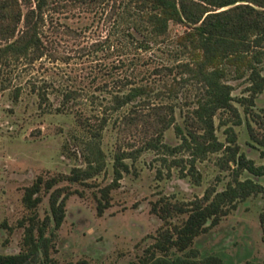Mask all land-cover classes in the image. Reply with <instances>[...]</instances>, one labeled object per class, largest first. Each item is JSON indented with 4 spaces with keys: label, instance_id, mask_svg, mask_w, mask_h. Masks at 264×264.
Listing matches in <instances>:
<instances>
[{
    "label": "rangeland",
    "instance_id": "obj_1",
    "mask_svg": "<svg viewBox=\"0 0 264 264\" xmlns=\"http://www.w3.org/2000/svg\"><path fill=\"white\" fill-rule=\"evenodd\" d=\"M66 1L59 12L47 11L44 38L49 45L48 56L29 66L4 68L0 74V253L20 252L29 218L37 214L44 219L50 214V193L42 191V202L31 210L23 201L26 188L40 175L46 178L68 175L74 167L85 166L83 152L87 141L93 140L89 126L96 125L93 115L101 111V101L109 102L103 97L109 99L112 95L111 89H100L101 85L114 84L115 79L132 75L134 71L140 77L146 74L153 78L149 72L154 67L172 61L157 51L161 56L151 52L144 55L146 59L153 58L147 66L138 55L134 57L137 66L128 65L134 55H122L115 47L113 33L117 28L114 19H109L111 6L83 5L72 0L59 3ZM182 31V27L173 25L171 35ZM106 38L113 48L106 45ZM96 44L102 47L97 48ZM122 59L126 60L125 65L112 71L111 66L121 64ZM261 69L264 75V62ZM160 79L157 78L159 87ZM248 80V74L240 79L230 76L238 100L235 105L244 118L242 125L234 127L241 152L257 164H264V142H261L264 141V91L254 97L253 105L246 100L239 102V98H253ZM17 87H21V92L15 98ZM41 87L49 95L43 104L38 95ZM69 89L78 91L79 95L62 106L63 93ZM184 97L179 101L165 98L153 102L177 103L176 120L183 123L182 111H188L182 105ZM130 108L126 106L114 113L98 140L106 154V169L86 183L65 180L57 185L72 193L66 201L65 219L51 235L50 264H153L154 252L158 256L195 259L217 255L224 264H264L262 194L239 201L217 225L197 236L186 251L172 245L166 250L155 246L163 233L183 225L189 215L173 211L163 218L161 212L153 210L156 204L158 209L165 204L189 206L208 191H220L234 180L232 168L221 164V152L198 161L199 178L187 174V169L182 172L178 166H169L175 156L153 150L142 152L135 161L127 159L130 171L123 173L119 186L111 191V205L102 215L98 214L101 189L115 176L116 152L141 147L152 135L154 125L158 126V116L168 115L166 108L158 109L159 115L153 107L141 108L136 123H128ZM141 113L150 115L145 117ZM230 116L223 112L216 117L217 133L224 142L225 128L232 125ZM87 117L91 119L88 124ZM222 119H228L227 125H220ZM247 122L251 123L253 134ZM164 140L169 144L180 141L174 126L165 132ZM188 156L182 152L176 157L187 159ZM246 176L245 172L240 178Z\"/></svg>",
    "mask_w": 264,
    "mask_h": 264
},
{
    "label": "trees",
    "instance_id": "obj_2",
    "mask_svg": "<svg viewBox=\"0 0 264 264\" xmlns=\"http://www.w3.org/2000/svg\"><path fill=\"white\" fill-rule=\"evenodd\" d=\"M59 1L0 0V74L4 68L19 64L29 66L48 56L49 45L44 38L47 11L59 12L68 2ZM72 1L83 5L108 3L111 6L109 19H114L117 28L113 33L117 45L115 47L122 55H134L128 65L137 66L134 57L138 55L144 58L143 64L147 66L153 58L146 55V59L144 55L151 52L157 56V51L164 59L172 61L154 67L149 72L153 78L146 74L140 77V73L134 71L132 75L115 79L116 85L109 82L101 85L100 89H111L112 95L109 99L103 97L109 102L103 104L101 101V111L93 115L96 125L89 126L93 140L87 141L83 152L85 166L74 167L68 175L48 178L40 175L26 188L23 201L31 210L42 202V191L50 193V214L44 219H40L37 214L32 215L26 227L23 249L17 253H0V264L51 263V235L62 225L66 201L72 193V190L65 192L63 187L57 185L65 180L86 183L106 169V154L98 140L112 115L126 106L131 107V114L126 118L128 123H136L141 108L153 107L158 115V109L166 108L168 115L158 116V126L154 125L152 135L141 147L119 149L116 152L114 179L101 189L98 198L99 215L111 205V191L119 186L123 173L130 171V164L126 160L135 161L144 151L153 150L175 156L169 166H178L182 172L187 169V174L197 178L200 177L198 161L205 160L209 154L221 152L222 166H228L234 172V180L224 189L208 191L203 198L189 206L176 203L171 206L165 204L160 209L157 204L153 207L155 212L163 214V218L173 211L189 213L183 225H176L173 230L163 233L162 239L155 245L160 250H166L172 245L186 251L197 236L210 226L217 225L231 209L237 207L239 201L252 195H264V164H257L241 152L238 143L234 126L242 125L244 118L235 105L238 100L233 94L234 85L230 82V76L240 79L248 74L249 91L253 98H239V102L246 100L251 102L250 105L254 104V97L264 91L261 69L264 62V0ZM173 25L182 27L183 31L172 36ZM105 42L109 44L107 38ZM95 46L102 47L101 44ZM109 46L113 48L112 43ZM125 63L126 60L122 59L121 64L112 65V71ZM157 78H161V87L158 86ZM20 92L21 87H17L15 98L19 97ZM38 95L40 104L49 100L48 91L44 87L38 89ZM78 95V91L66 90L61 105L67 106ZM183 97L185 100L182 105L188 107V111H182L183 123L176 120L177 103L153 102L165 98L179 101ZM223 112L229 113L232 118V125L224 131L226 142L220 139L217 133L219 126L216 124L217 115ZM148 115L150 113L144 114L145 117ZM89 118L85 123L90 122ZM227 122L228 119H222L220 125H227ZM172 126L180 138L177 144H169L164 140L165 132ZM247 126L253 134L251 123L247 122ZM182 152L189 154L187 159L176 157ZM245 172L248 176L240 178ZM151 259L153 264H224L217 255L195 259L181 255L158 256L154 252Z\"/></svg>",
    "mask_w": 264,
    "mask_h": 264
}]
</instances>
